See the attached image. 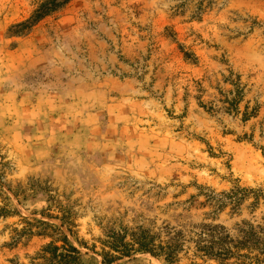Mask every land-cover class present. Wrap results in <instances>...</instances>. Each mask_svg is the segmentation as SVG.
Returning a JSON list of instances; mask_svg holds the SVG:
<instances>
[{
	"label": "rangeland",
	"instance_id": "1",
	"mask_svg": "<svg viewBox=\"0 0 264 264\" xmlns=\"http://www.w3.org/2000/svg\"><path fill=\"white\" fill-rule=\"evenodd\" d=\"M41 3L0 0V264L48 263L45 223L86 264H264V0H73L17 33Z\"/></svg>",
	"mask_w": 264,
	"mask_h": 264
},
{
	"label": "trees",
	"instance_id": "2",
	"mask_svg": "<svg viewBox=\"0 0 264 264\" xmlns=\"http://www.w3.org/2000/svg\"><path fill=\"white\" fill-rule=\"evenodd\" d=\"M73 0H42V3L39 5V7L34 11L30 19H28L25 22H22L14 27V29L17 30V33L23 34L25 32H29L36 26L40 21H42L44 18L50 16L51 14H54L55 12L62 9L65 5L70 3ZM184 56L187 60L196 61L197 58L195 54L191 52H185ZM241 97L242 92H240V89L237 92L236 97L230 101V110L231 109H238L239 104L241 103ZM246 112L243 114L244 120L248 121L251 118L255 117L257 110H252L249 112V108L246 107ZM255 199L257 201L264 200V193H256ZM8 201V204L5 205V208L0 210V216L8 217L11 215H19L17 210H14L12 212L10 209V198H6ZM22 217V216H20ZM26 219V218H23ZM63 222V225H66L70 231V233L73 234L72 228L67 222H65L64 219H61ZM48 228L54 230L55 232H58L59 235H61L62 243L63 245L61 247L55 246L54 244H50L46 248L43 249V254L40 256L41 259L46 260L48 263L44 264H86L84 262V258L80 252V250L74 246L67 235L64 234V232L58 228L50 226L49 224H44ZM151 241L147 242H139L138 244H122L121 247L115 248L113 251L118 254V256L110 255L108 253L102 254L103 257V264H115L119 260L125 257H130L134 253H150L154 257H157L159 259H162L164 257V261L166 264H171L173 261L172 254H162V252H158L154 247L151 246ZM263 251H264V244H263ZM121 257V258H119ZM11 264H14L11 262Z\"/></svg>",
	"mask_w": 264,
	"mask_h": 264
}]
</instances>
